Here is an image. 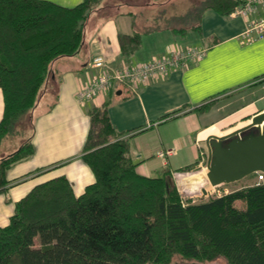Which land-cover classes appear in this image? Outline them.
Here are the masks:
<instances>
[{
    "label": "trees",
    "instance_id": "trees-1",
    "mask_svg": "<svg viewBox=\"0 0 264 264\" xmlns=\"http://www.w3.org/2000/svg\"><path fill=\"white\" fill-rule=\"evenodd\" d=\"M91 2L68 8L46 0H0V143L29 120L53 61L82 47ZM240 4L198 0L185 16H170L163 23L184 35L199 30L204 10L228 16ZM154 27L119 36L122 55L130 57L142 35L159 26ZM107 107L89 112L82 151L95 182L75 197L62 177L37 185L20 199L7 225L0 227V264H169L175 256L264 264V182L183 202L170 172L153 178L136 172L127 141L116 134ZM32 153L25 143L0 160V193L44 170L13 182L5 179L12 165Z\"/></svg>",
    "mask_w": 264,
    "mask_h": 264
},
{
    "label": "crops",
    "instance_id": "crops-1",
    "mask_svg": "<svg viewBox=\"0 0 264 264\" xmlns=\"http://www.w3.org/2000/svg\"><path fill=\"white\" fill-rule=\"evenodd\" d=\"M46 1L68 8L83 2ZM180 2L184 4L178 11L174 10ZM238 2L240 4L242 0ZM192 3V0H152L147 3L145 14L139 12L142 5H125L121 9L112 7L116 13H105L92 24L95 16L88 17L84 27L85 40L79 51L51 64V81L47 79L36 106L30 112L29 134L9 140L4 155H0V160L7 158L25 143L33 149L31 156L6 171L8 182L44 169L37 176L8 185L6 192L0 193V227L7 225L14 204L37 185L63 177L70 183L75 197H79L95 182L93 172L82 160L89 130L88 114L94 107L107 104L109 122L116 134L127 141L128 156L136 165V172L150 178L165 171L173 176L191 175L180 170L192 165L202 167L206 173L204 141L208 132L231 116L245 121L249 119L245 118L247 116L251 118L264 112V38L247 44L240 42V35L248 22L264 19V7H259L248 17L233 13L221 16L214 10H204L199 30L187 31L184 35H176L165 27V19L185 16ZM156 22L159 26L156 31L143 34L140 47L130 57H124L119 36H131L136 29H154L156 27L146 25ZM88 33L91 35L86 41ZM194 47L205 49L202 59L151 78L147 85L138 88L136 94L131 93L128 86L116 85L93 100L85 103L77 100L76 94L82 84L99 72L89 65L96 56H102L109 67L123 68L167 56L174 50ZM48 83H54V91L47 89ZM212 102H220V106L203 110L205 104ZM224 103L238 105L222 114L227 106ZM2 114L0 89V120ZM167 149L175 153L166 159L157 156L158 151ZM172 163L175 167H171Z\"/></svg>",
    "mask_w": 264,
    "mask_h": 264
},
{
    "label": "water",
    "instance_id": "water-1",
    "mask_svg": "<svg viewBox=\"0 0 264 264\" xmlns=\"http://www.w3.org/2000/svg\"><path fill=\"white\" fill-rule=\"evenodd\" d=\"M204 142L206 173L176 180L180 192L206 196L209 187L236 183L257 172L264 174V112L251 117L243 127L222 136L209 135Z\"/></svg>",
    "mask_w": 264,
    "mask_h": 264
},
{
    "label": "built area",
    "instance_id": "built-area-1",
    "mask_svg": "<svg viewBox=\"0 0 264 264\" xmlns=\"http://www.w3.org/2000/svg\"><path fill=\"white\" fill-rule=\"evenodd\" d=\"M259 7H264V0H242L240 6L232 12L233 15L248 17L256 13ZM264 38V19L248 22L246 30L240 35V42H248ZM205 54V49L187 48L174 50L167 56L138 64L132 67H109L102 56H96L90 61V67L99 72L90 81L82 84L76 97L80 103L93 100L100 94H104L116 85L128 86L131 93L136 94L140 86H145L151 78L163 76L171 69H177L185 63L198 61ZM175 153L172 149L160 150L157 156L161 159ZM257 185L264 182V174L257 172Z\"/></svg>",
    "mask_w": 264,
    "mask_h": 264
},
{
    "label": "rangeland",
    "instance_id": "rangeland-1",
    "mask_svg": "<svg viewBox=\"0 0 264 264\" xmlns=\"http://www.w3.org/2000/svg\"><path fill=\"white\" fill-rule=\"evenodd\" d=\"M92 1L93 2H91L92 6L90 8L89 16L91 15V16H95V17H93L94 20L92 22H90V24L95 23V21L100 20L101 17H103L105 13L113 12L114 10H111V9L114 6L116 8L118 7L117 9H121V8L125 7V5H127V6H131V5L139 6V5H142V6L139 7V12L141 14H145V12H147V6H149L147 3H151L152 0H92ZM192 1L194 3V2H197L198 0H192ZM183 4L184 3H182V2L177 3L176 4L177 8L175 7L174 10L178 11V9H180ZM170 5H172V4H170ZM170 5H169V8H170ZM107 7H110V8H107ZM160 9H161V7L159 9H156V12H158ZM170 9H172V8H170ZM170 9L167 8V11H170ZM107 10H111V11L108 12ZM113 13H116V11H114ZM152 15H154V13ZM153 17H156V15L153 16ZM155 25H158V24L157 23H155V24H147L146 26L153 27ZM90 35H91L90 33H88L86 35V41H89ZM50 81H51V79H49V82ZM44 86H45V84H44ZM48 86L49 87L47 89H49L50 91H54V89H55L54 88V83H51V85H49V83H48ZM41 93H42V91H41ZM219 103L220 102H218V104ZM218 104H216V102H212L211 104H209V103L205 104V108L203 110H208V109L211 110V109H214L215 107L218 108L220 106ZM226 104H227V106L222 111V114H227L231 110V107L232 108L233 107H237V105H238L237 103H236V105H230V104L228 105V103H224V105H226ZM245 118H249V119L244 121V119L243 120H239V117H237V116H231L227 121L219 124V126H216V128L214 127L208 133H209V135H216V134L223 135V134H225V133H227L229 131H232V130L234 131L235 128L242 127L245 123L247 124V123L250 122L251 118L249 116H247ZM29 125H30V118H29V120L26 119L25 122H23L22 127L16 129V132L13 135H8V136H6L3 139V141H2V143L0 145V155H4L3 152L5 151V149L7 147L6 143L9 140L10 141L13 140V139L17 140L18 137L21 138L22 136H27L29 134ZM202 155H206V154L203 153ZM171 167H175L173 163L171 164ZM194 167H193L194 170H192V169L189 170L188 174H191V175L193 174L194 175V174H197V173L205 171L202 167L198 168L196 165ZM174 169H176V168H174ZM182 176H184V175H174V176L172 175V178H173L172 182L175 185V187L177 189V192H178V194H179V196H180V198H181V200L183 202H188V201L199 202V201H203V200H206V199H209V198L218 197V196H221L223 194H228V193H230V192H232L234 190L241 189L243 187L257 185L256 175L252 174V175L247 176L244 179H242V180H240V181H238L236 183L220 185L218 187H209L208 190H207L208 194L206 196H204L200 192H196V193H189V192L188 193H182V192H180L178 190V188H177L176 180L180 179ZM187 176H190V175H187ZM28 178H31V177H28ZM242 206L243 205L241 203H236V207L240 208ZM14 208H15V204H14ZM169 264H227V262L224 259H222V258H218V259H215L213 261H208V260L199 261V260H192V259H181L178 256H175Z\"/></svg>",
    "mask_w": 264,
    "mask_h": 264
}]
</instances>
